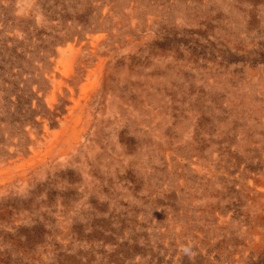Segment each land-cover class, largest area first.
I'll return each mask as SVG.
<instances>
[{
	"label": "rangeland",
	"instance_id": "374dc122",
	"mask_svg": "<svg viewBox=\"0 0 264 264\" xmlns=\"http://www.w3.org/2000/svg\"><path fill=\"white\" fill-rule=\"evenodd\" d=\"M0 264H264V0H0Z\"/></svg>",
	"mask_w": 264,
	"mask_h": 264
},
{
	"label": "clouds",
	"instance_id": "9594fccd",
	"mask_svg": "<svg viewBox=\"0 0 264 264\" xmlns=\"http://www.w3.org/2000/svg\"><path fill=\"white\" fill-rule=\"evenodd\" d=\"M181 251H182L185 255H190V254H191V248H190V246H182V247H181Z\"/></svg>",
	"mask_w": 264,
	"mask_h": 264
}]
</instances>
